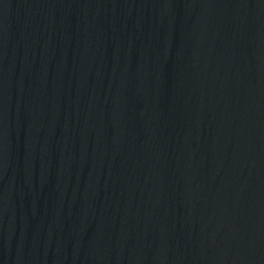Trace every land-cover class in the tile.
I'll list each match as a JSON object with an SVG mask.
<instances>
[{
  "label": "water",
  "instance_id": "water-1",
  "mask_svg": "<svg viewBox=\"0 0 264 264\" xmlns=\"http://www.w3.org/2000/svg\"><path fill=\"white\" fill-rule=\"evenodd\" d=\"M0 264H264V0H0Z\"/></svg>",
  "mask_w": 264,
  "mask_h": 264
}]
</instances>
